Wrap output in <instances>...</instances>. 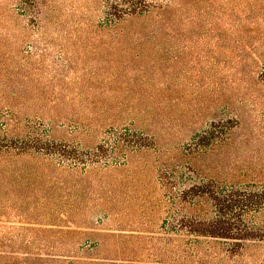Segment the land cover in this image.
I'll return each instance as SVG.
<instances>
[{
	"label": "rangeland",
	"instance_id": "obj_1",
	"mask_svg": "<svg viewBox=\"0 0 264 264\" xmlns=\"http://www.w3.org/2000/svg\"><path fill=\"white\" fill-rule=\"evenodd\" d=\"M133 1L160 14L118 39L96 37L113 0H39L44 34L32 6L0 0V138L96 160L75 176L71 158L0 154V264H264V240L180 230L167 198L264 184V0ZM200 135L227 140L195 175L179 154Z\"/></svg>",
	"mask_w": 264,
	"mask_h": 264
},
{
	"label": "trees",
	"instance_id": "obj_2",
	"mask_svg": "<svg viewBox=\"0 0 264 264\" xmlns=\"http://www.w3.org/2000/svg\"><path fill=\"white\" fill-rule=\"evenodd\" d=\"M20 2L35 9L31 11L24 8L20 12L22 16L30 14L38 19L39 29L44 34L46 28L44 20L47 21V9L37 7L39 0H20ZM32 2L33 5H31ZM122 3L126 7H123ZM44 4L41 3L40 6H44ZM147 8V6H138V3L133 0H113L112 5L103 11L104 16L96 23V37L113 36L119 39L126 36L125 33L129 28V24L142 26L152 17L160 14L155 8H153L154 10ZM31 30L28 26H22L21 34L24 36L22 41L30 38ZM35 49V53H37L39 47L35 46ZM30 54L32 55V53ZM226 140L227 138L216 139L213 135H200L198 138L193 139L190 144L183 147V151L179 154L184 161L182 165L185 170L196 175L197 172L193 170L192 166L199 164V158H202L203 155L206 157L208 151L219 147L218 145H223ZM146 146L138 143L135 146L121 147L120 143H114L111 145V149L114 152L120 149L139 151L146 148ZM13 151L20 153L33 152L45 157L56 156L67 161L71 158L74 164L69 166V172L75 176L79 166L85 167L84 171L89 167L93 169L96 166L95 159L82 160L81 156L85 154L79 152L75 147L65 143L56 144L46 141L40 138V135H29L19 140L7 139L6 137L0 138V154ZM86 156L88 155L86 154ZM62 163L63 161L58 162V165L62 167ZM173 173L177 175V171H173ZM172 178L174 177L172 176ZM163 186L165 189H170V187H167L168 185L163 184ZM167 198L172 206L175 208L178 206L176 213L180 211L186 216L176 221L180 230H186L187 233L200 237L235 242L264 240V226H258L261 218L259 216L264 215V184L219 185L216 181H210L209 183H202V185L193 184L188 187L187 191L182 189L175 196ZM206 205H208V208ZM57 256L62 257L64 255Z\"/></svg>",
	"mask_w": 264,
	"mask_h": 264
}]
</instances>
